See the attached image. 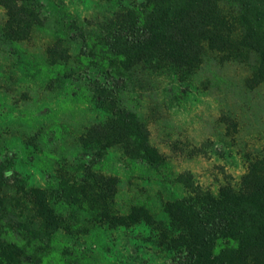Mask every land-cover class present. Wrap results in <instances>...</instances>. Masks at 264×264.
<instances>
[{"label": "trees", "instance_id": "trees-1", "mask_svg": "<svg viewBox=\"0 0 264 264\" xmlns=\"http://www.w3.org/2000/svg\"><path fill=\"white\" fill-rule=\"evenodd\" d=\"M97 1L115 11L93 23L66 14L64 0H0L7 15L0 32L19 42L34 27L50 26L54 42L45 65L105 116L89 128L83 146H121L131 161L146 164L173 187L172 196L162 206L163 218L140 206L119 215L108 201L113 181L87 188L60 176L44 188L19 191L8 185L0 163V264H85L56 236L79 227L69 221L71 211L89 212L92 223L108 226L146 223L171 264H264V160L252 162L238 186L215 192L189 171L171 177L131 103L134 74L145 64L191 73L205 49L227 59H253L246 84L264 83V0ZM74 45L78 51L72 53ZM89 70L100 78L84 79Z\"/></svg>", "mask_w": 264, "mask_h": 264}, {"label": "rangeland", "instance_id": "rangeland-1", "mask_svg": "<svg viewBox=\"0 0 264 264\" xmlns=\"http://www.w3.org/2000/svg\"><path fill=\"white\" fill-rule=\"evenodd\" d=\"M64 2L66 14L93 23L115 11L97 0ZM6 19L0 5V27ZM50 29L34 27L30 38L19 42L0 32V163L8 185L19 191L44 188L48 179L60 176L87 188L113 181L111 211L126 215L140 206L163 218L162 206L173 187H166L146 164L131 161L119 145L83 146L89 128L105 116L83 102L79 87L53 78L45 65L54 42ZM77 51L74 45L71 52ZM252 61L205 49L191 73L145 64L134 74L131 103L171 177L189 171L215 192L223 185L238 186L250 164L264 160V83L247 86ZM83 75L100 78L90 70ZM70 214L69 221L79 227L56 236L85 264H171L154 246L153 231L144 222L108 226L92 223L89 212Z\"/></svg>", "mask_w": 264, "mask_h": 264}]
</instances>
